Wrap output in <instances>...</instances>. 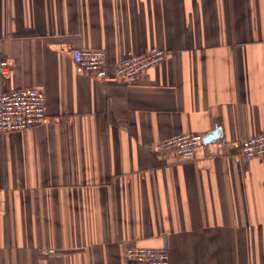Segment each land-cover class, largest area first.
<instances>
[{
  "label": "crops",
  "instance_id": "crops-1",
  "mask_svg": "<svg viewBox=\"0 0 264 264\" xmlns=\"http://www.w3.org/2000/svg\"><path fill=\"white\" fill-rule=\"evenodd\" d=\"M103 48L109 72L153 47L128 83L72 57ZM0 92L44 89L46 121L0 132V264H125L167 242L171 264H264V0H0ZM221 137L160 158L183 133ZM212 153V156H208Z\"/></svg>",
  "mask_w": 264,
  "mask_h": 264
},
{
  "label": "built area",
  "instance_id": "built-area-1",
  "mask_svg": "<svg viewBox=\"0 0 264 264\" xmlns=\"http://www.w3.org/2000/svg\"><path fill=\"white\" fill-rule=\"evenodd\" d=\"M167 50L153 47L141 54H134L118 62L112 72L106 51L103 48L88 46L76 47L72 51L74 61L86 72L94 74L104 82L128 83L150 66L158 64L167 55ZM0 70L10 73L7 60H2ZM47 100L43 88L22 86L0 92V132H12L32 129L46 121ZM204 135L199 132H183L155 144L160 158L176 157L192 160L203 145ZM231 146H239L246 158L264 155V132L232 141ZM212 156V153H208ZM125 264H171L170 248L167 242L160 246H127L124 250Z\"/></svg>",
  "mask_w": 264,
  "mask_h": 264
},
{
  "label": "water",
  "instance_id": "water-1",
  "mask_svg": "<svg viewBox=\"0 0 264 264\" xmlns=\"http://www.w3.org/2000/svg\"><path fill=\"white\" fill-rule=\"evenodd\" d=\"M221 137V133L219 132V130H214L213 132L209 133V134H206L203 138V142L204 143H209L211 141H214L218 138Z\"/></svg>",
  "mask_w": 264,
  "mask_h": 264
}]
</instances>
